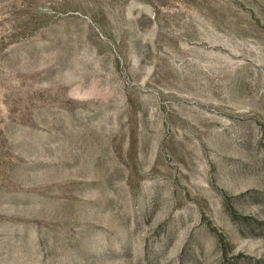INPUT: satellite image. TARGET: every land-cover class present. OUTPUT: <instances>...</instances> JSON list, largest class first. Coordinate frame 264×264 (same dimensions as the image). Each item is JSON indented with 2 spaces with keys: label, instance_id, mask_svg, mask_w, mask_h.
Wrapping results in <instances>:
<instances>
[{
  "label": "rangeland",
  "instance_id": "374dc122",
  "mask_svg": "<svg viewBox=\"0 0 264 264\" xmlns=\"http://www.w3.org/2000/svg\"><path fill=\"white\" fill-rule=\"evenodd\" d=\"M0 264H264V0H0Z\"/></svg>",
  "mask_w": 264,
  "mask_h": 264
}]
</instances>
